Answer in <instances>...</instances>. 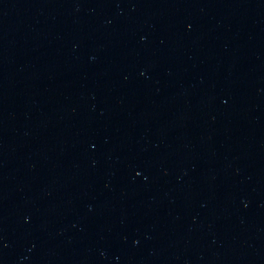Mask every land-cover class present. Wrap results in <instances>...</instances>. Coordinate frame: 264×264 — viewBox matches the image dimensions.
I'll list each match as a JSON object with an SVG mask.
<instances>
[{
	"label": "water",
	"instance_id": "1",
	"mask_svg": "<svg viewBox=\"0 0 264 264\" xmlns=\"http://www.w3.org/2000/svg\"><path fill=\"white\" fill-rule=\"evenodd\" d=\"M0 264H264V0H0Z\"/></svg>",
	"mask_w": 264,
	"mask_h": 264
}]
</instances>
